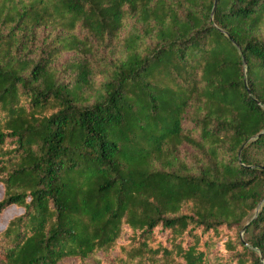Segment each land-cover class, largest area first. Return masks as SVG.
Returning <instances> with one entry per match:
<instances>
[{"label": "trees", "instance_id": "1", "mask_svg": "<svg viewBox=\"0 0 264 264\" xmlns=\"http://www.w3.org/2000/svg\"><path fill=\"white\" fill-rule=\"evenodd\" d=\"M0 184V264H264V0H0Z\"/></svg>", "mask_w": 264, "mask_h": 264}, {"label": "rangeland", "instance_id": "2", "mask_svg": "<svg viewBox=\"0 0 264 264\" xmlns=\"http://www.w3.org/2000/svg\"><path fill=\"white\" fill-rule=\"evenodd\" d=\"M69 57H70V54H64L61 57V60L67 59ZM2 192H3V188H2V185L0 184V200L2 198ZM17 212H19V209H17L16 206H14V205L4 208L0 212V228H2L5 225V223L7 222V220L11 216L16 214ZM97 257L99 258L100 256H97ZM59 264H76V262L74 260H65V261H62ZM85 264H96V263H95L94 259L88 258V259L85 260Z\"/></svg>", "mask_w": 264, "mask_h": 264}, {"label": "water", "instance_id": "3", "mask_svg": "<svg viewBox=\"0 0 264 264\" xmlns=\"http://www.w3.org/2000/svg\"><path fill=\"white\" fill-rule=\"evenodd\" d=\"M215 4H216V1L214 2L213 8H212V13H213V11H214Z\"/></svg>", "mask_w": 264, "mask_h": 264}]
</instances>
